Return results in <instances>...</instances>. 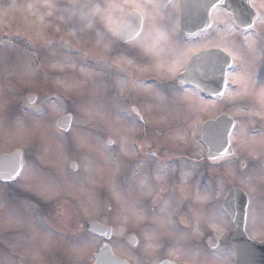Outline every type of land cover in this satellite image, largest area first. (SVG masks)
<instances>
[{
	"label": "rangeland",
	"instance_id": "374dc122",
	"mask_svg": "<svg viewBox=\"0 0 264 264\" xmlns=\"http://www.w3.org/2000/svg\"><path fill=\"white\" fill-rule=\"evenodd\" d=\"M176 2L162 12L144 0H0V155L19 148L27 161L22 179L12 187L0 183V264H92L101 239L61 234L86 229L92 220L113 226V250L131 264H235L226 212L199 202H215L237 186L254 204L247 233L264 240V0H252L261 17L241 42L231 37L239 35L231 18L217 12L222 31L190 45L179 41ZM131 10L143 15L144 31L120 45L116 31ZM212 45L236 61L229 76L235 87L221 102H203L172 84L188 52ZM31 94L42 101L25 110L22 102ZM65 110L75 115L68 136L55 129ZM222 110L238 123V165L224 163L220 178L210 171L215 188L199 191L210 200L196 198L184 231L171 222L176 209L162 183L158 207L153 198L147 204L152 187L137 173L132 143L145 126L176 153L200 149V126ZM104 137L115 145L106 147ZM183 185L175 184L182 194ZM130 235L138 238L136 248L127 243ZM203 235L217 238L218 251L202 243Z\"/></svg>",
	"mask_w": 264,
	"mask_h": 264
},
{
	"label": "water",
	"instance_id": "95a60500",
	"mask_svg": "<svg viewBox=\"0 0 264 264\" xmlns=\"http://www.w3.org/2000/svg\"><path fill=\"white\" fill-rule=\"evenodd\" d=\"M157 7L167 6L171 0H147ZM180 25L184 33L196 34L207 30L211 26V13L219 8L231 13L239 27L248 29L257 18L250 0H179ZM142 17L133 11L122 22L118 30V38L126 43L134 40L141 32ZM226 61V63H225ZM230 57L219 50L201 52L195 55L187 70L179 77L185 84L194 85L203 90L207 97L224 94L227 79V70L231 67ZM33 99L30 101L32 102ZM71 115L61 119L58 126L68 131L71 125ZM234 127L233 120L228 115H222L215 120L206 122L202 126V142L208 149V159L228 157L233 153L230 145V135ZM112 144V142H109ZM75 167V166H73ZM22 169V152L16 151L0 157V180H14ZM224 207L228 211L236 233L231 239L237 254V264H264V243L249 240L245 232L248 198L239 188L231 189L225 200ZM89 232L103 237L108 241L111 238V228L103 227L97 222L89 224ZM133 246L137 244L134 237L129 239ZM215 247V242H212ZM94 264H128L125 260L113 254L111 246L104 244L94 255ZM163 264H172L165 262Z\"/></svg>",
	"mask_w": 264,
	"mask_h": 264
},
{
	"label": "flooded vegetation",
	"instance_id": "af4514ba",
	"mask_svg": "<svg viewBox=\"0 0 264 264\" xmlns=\"http://www.w3.org/2000/svg\"><path fill=\"white\" fill-rule=\"evenodd\" d=\"M173 3H171L169 6L166 8L169 9ZM145 26V25H144ZM219 27V28H218ZM216 26L215 19L213 18V24L211 26V29L208 31L200 32L194 36H184L183 38L180 37L179 41H181L184 45H190L189 43H193L192 41L199 39H205L210 40V36L213 34L214 30L217 29L218 31H222V25ZM144 31V30H143ZM233 37L235 40L239 39V35H234ZM141 36H139L136 40H138ZM220 37V36H219ZM218 37V38H219ZM135 40V41H136ZM212 40V39H211ZM210 40V41H211ZM174 41H178L177 39ZM134 42V41H133ZM236 42V41H235ZM132 43V42H131ZM130 43H123L120 45H127ZM214 48H221L218 46L212 45L203 47L197 51H190L188 52V56L186 59H182V62H179V67L177 71L175 72V77L174 81L175 83H172L175 87H177L181 92H184L186 94H190L189 89H187L184 85L179 83L177 81V77L179 74H181L187 67V64L189 62V58H191L194 54L200 52V51H205V50H210ZM180 68V69H179ZM123 82V80H121ZM35 96V101L33 105H30V107H36L38 103L41 101L40 94H31L29 96ZM26 95L24 97V105L23 108H25V102L27 103V98L29 97ZM28 104V103H27ZM66 114H72L73 115V123L71 126V129L73 128L74 122H75V115L72 111H66ZM65 113L63 115H65ZM137 120L141 122V124L144 125V120L143 117L138 114L135 116ZM144 132L142 133V136L137 137L136 140V148L134 152V157L136 158V163L140 165V169L137 171V173L146 178L148 182L151 184L150 187H152L151 191V197L147 199V204L150 199H155L156 201V206L158 207V195L157 194V188L161 183L166 187L167 193H170V197L168 199H171L172 202V207L176 209L175 212H173V216L171 217V222L173 223L174 226L176 227H181V228H187L189 224V219L190 216L188 215L189 208L192 207L194 203H196V198L197 197H202L206 196V194L200 193L201 188H204L207 190L208 184L210 183L211 186L212 184L215 183L214 179L212 176H210V171H215L216 178L222 177L221 171L224 163L226 162H235L238 161L239 156L238 153H236V145L234 146L235 152L232 158H216L214 161L209 162L207 159V149L205 147L199 148H194V150H183L180 149V151H186L182 153H176V150H174L173 147L170 146V144H165L166 142H161L157 138H154L152 135H150V131L147 130L148 127L144 126ZM69 130V132H70ZM68 132V133H69ZM62 136L65 134L64 132L62 133L61 131L58 132ZM67 134V133H66ZM109 140L108 137L103 138V143L107 144V141ZM157 140V141H156ZM113 147V146H111ZM109 147V148H111ZM133 150V148H132ZM194 151H200L199 153H194ZM193 152V153H192ZM24 163L26 161L25 156H23ZM26 164V163H25ZM244 166V164L242 165ZM220 167V169L218 168ZM26 169L24 168L23 171L21 172L19 178L15 181H19L22 179V176L24 175ZM77 173V170L76 172ZM73 173V174H74ZM211 179H210V178ZM216 180V179H215ZM181 184L184 183L185 191L184 189V194H182V190H178L175 184ZM6 186H13L11 183H2ZM215 186V185H214ZM200 187V188H199ZM175 189V190H174ZM197 193L198 196H197ZM220 197H217L215 202H211L210 197H207L210 201L204 200L199 203H206L208 202L210 206L215 207L216 209H224L223 208V195L220 193ZM182 195V196H181ZM167 198V196H166ZM163 202H167L165 199H162ZM254 204L251 200H249V206H248V215H247V221L249 219L250 213L252 211ZM166 208V207H165ZM164 208V209H165ZM159 208H157L158 210ZM149 211L156 212L157 210L154 209V207L149 206L148 207ZM164 211V210H163ZM183 220V221H182ZM189 224V225H188ZM209 235V234H207ZM207 235H203L202 243L204 242V245L207 247H210V240L213 237L212 235L207 238ZM252 240L256 241H263L261 239H253L250 237ZM208 239V241H207ZM219 245H217L216 249H213V251H218ZM175 263H181L182 261L180 260H170Z\"/></svg>",
	"mask_w": 264,
	"mask_h": 264
},
{
	"label": "snow or ice",
	"instance_id": "6c2138e0",
	"mask_svg": "<svg viewBox=\"0 0 264 264\" xmlns=\"http://www.w3.org/2000/svg\"><path fill=\"white\" fill-rule=\"evenodd\" d=\"M225 63H226V61H225ZM252 191H254V189H250V193H251Z\"/></svg>",
	"mask_w": 264,
	"mask_h": 264
}]
</instances>
